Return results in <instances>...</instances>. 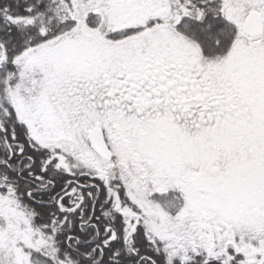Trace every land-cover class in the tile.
I'll use <instances>...</instances> for the list:
<instances>
[{
  "label": "snow or ice",
  "instance_id": "6c2138e0",
  "mask_svg": "<svg viewBox=\"0 0 264 264\" xmlns=\"http://www.w3.org/2000/svg\"><path fill=\"white\" fill-rule=\"evenodd\" d=\"M0 264H264V0H0Z\"/></svg>",
  "mask_w": 264,
  "mask_h": 264
}]
</instances>
